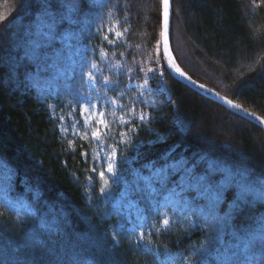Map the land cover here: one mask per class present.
<instances>
[{
  "label": "trees",
  "instance_id": "1",
  "mask_svg": "<svg viewBox=\"0 0 264 264\" xmlns=\"http://www.w3.org/2000/svg\"><path fill=\"white\" fill-rule=\"evenodd\" d=\"M48 2L0 0V17H6L0 20V185L12 202L27 207L17 213L0 200V264H233L250 250L264 262L257 246L264 232L251 239L264 224L258 184L242 201H236L235 187L219 203L211 194L187 192L194 211L167 230L149 221L145 241L115 234L114 218L105 213L97 193L91 196L89 182L94 190L99 186L81 156L91 152L88 142L60 131L63 120L57 122L60 116L42 85L65 52L64 35L75 34L92 14H102L123 32L115 48L99 43L132 70L133 80L141 81L145 74L137 61L157 66L159 0H128L130 11L122 7L125 0H84L85 6L56 29L55 39L46 30L58 9ZM170 40L178 63L194 80L264 116V5L259 0H173ZM163 71L166 93L139 107L150 114V122L133 120L135 131L128 129L124 137L115 127L110 133L130 141L119 146L111 189L137 201L150 218L143 177L154 166L200 161L198 173L213 163L218 169L246 171L253 180L264 178V130L174 80L168 68ZM124 79L119 77L122 86ZM182 176L181 170L161 190ZM223 179L220 171L213 176ZM243 242L248 249L241 251Z\"/></svg>",
  "mask_w": 264,
  "mask_h": 264
},
{
  "label": "snow or ice",
  "instance_id": "2",
  "mask_svg": "<svg viewBox=\"0 0 264 264\" xmlns=\"http://www.w3.org/2000/svg\"><path fill=\"white\" fill-rule=\"evenodd\" d=\"M256 3V0H253ZM261 5H264V0H259ZM119 4V0H118ZM172 4L173 0H159V22H158V34L155 39V45L153 50V55L156 59L153 61L157 66L153 67H143V60L137 61L136 66L140 73L145 74V79L143 85H138V92L135 98L131 100L127 99L126 93L128 85H121L119 77L121 75L125 76L128 80L132 79V70L125 69L123 63H117V61L108 52H99V55L94 56L88 61V70L83 72L82 81L86 79L90 85L89 88L84 89L82 92L78 90L79 100L75 102V110L73 112L74 119L73 123L69 124L68 127L60 128V131L65 133L68 132L69 128L74 125L84 128L82 139L88 141L91 144L93 141L97 144V149H102L101 151H83L81 156L85 163H89L90 167L85 171H90L93 174L98 175L100 179H105V173H109L112 176L117 175V165L118 157L122 153L120 145L125 147L130 143L127 139L116 140L115 136L110 135L112 128L118 126L124 131H119L117 135L124 137L127 135V130L131 129L133 132L135 128L133 126V120H138L141 124L150 122L151 116L144 113L143 109H139V115H135L138 110V105L145 102L144 90L149 87V78L147 73H152L154 75L164 76V68H169L174 74H178L184 79L188 80L191 84L197 85V81L188 75L177 62V59L173 53L171 40H170V17L172 15ZM85 6L84 0H49L48 7L56 8L57 11H53L49 17V23L47 25L46 36L50 39H55L58 35L56 29L64 24L66 20H69L76 12L81 10ZM124 10L130 11L132 8L131 3L128 0L122 5ZM59 9L65 10L66 14H61ZM6 17H0V20H4ZM102 30L107 31L109 35L113 36L115 39H108L107 36L104 37L106 43L113 48L116 46V41L121 40L123 37V32L113 31L111 28L102 29L98 27L96 31L100 33ZM93 53H97L98 48L94 47L92 49ZM33 56H39L40 53L36 50L32 53ZM124 56L121 54V60ZM104 64L102 68L100 65ZM110 72V75H105V70ZM99 76V79L97 78ZM112 77H116L113 79ZM97 85L99 87H97ZM198 87L201 89L205 88L204 84H199ZM109 91L116 93L119 96V102L108 95ZM207 91L212 92V89H207ZM95 93V95H93ZM219 100H221L225 105L229 106L231 109H237L246 114V116L253 117L257 122L264 125V116L257 115L256 112H249L248 109L243 108L239 103H235L228 96H221L219 92L214 93ZM103 99L104 104L101 105L100 101ZM112 106L114 111L108 112V107ZM69 109L73 110V106L70 104ZM115 110H118L124 115L115 118ZM133 113L132 119H125L128 113ZM106 115H111L114 117L112 122H109L105 117ZM63 117H58L57 122ZM109 141H115L114 143H109ZM200 161L191 163L190 165L184 161L167 162L166 164L155 167V175L160 177L165 183L172 180V177L176 175L179 171H183V176L179 181H176V188L170 189L175 195L180 196L183 193L195 192L196 197L208 196L211 194L212 199L219 203L222 197L226 193L229 187H235L238 189L236 195V201L244 200L247 193L250 191H255L254 185H259L258 195L261 199H264V178H259L253 180L246 171L233 172L230 169H218L215 164L209 163L204 172L198 173L197 168ZM98 169H100L98 171ZM220 171L224 174V179L222 181H214V174ZM92 177L90 176L89 179ZM179 189V191H177ZM101 192L104 191L103 188L100 189ZM160 220L158 224H162L164 229L167 230L171 226V220L166 213L160 214ZM158 225H154L157 227ZM47 227V225H45ZM122 227V226H121ZM147 230H142L138 232V243L140 241H145V234ZM149 237L151 233H148ZM147 244H152V240L149 238L146 241ZM167 247V246H165ZM190 259V258H189Z\"/></svg>",
  "mask_w": 264,
  "mask_h": 264
},
{
  "label": "rangeland",
  "instance_id": "3",
  "mask_svg": "<svg viewBox=\"0 0 264 264\" xmlns=\"http://www.w3.org/2000/svg\"><path fill=\"white\" fill-rule=\"evenodd\" d=\"M88 16V17H87ZM79 26L75 30V34L67 33L64 35L66 39L65 42V52L61 54L60 57L56 60V66L54 73L46 76V81L42 85V92L45 96H51L52 106L51 108L60 116L63 117V127H68L69 124L73 123L75 118L73 112L75 110V102L80 99L78 90L82 92L84 89L89 88L90 85L86 79L82 81L83 72L88 70V61L94 56L99 55V52H103L102 46L99 43V40L103 43L106 42L104 37L107 36L108 39H111V35L107 31L102 30L100 33L96 31L98 27L102 29L111 28L113 31H117L116 26L112 24V21L106 20L102 14L87 15ZM113 37V36H112ZM113 39H115L113 37ZM98 48L97 53H93L92 49ZM58 55V54H57ZM102 68L104 64L100 65ZM154 66L153 68H155ZM169 71V70H168ZM104 74L110 75V72L106 69ZM125 77V76H124ZM149 78V87L144 90L145 103L153 102L158 93H166L164 82L159 75H154L152 73H147ZM99 79V76L97 77ZM126 78V77H125ZM145 75L141 81L137 80H126L127 88V99L131 100L137 96L138 85H143ZM97 87H99L97 85ZM134 89V91H132ZM95 95V93H93ZM113 99L120 101L118 94H114L111 91L108 93ZM101 105L104 104L103 99L100 101ZM73 106V110L69 109V105ZM135 115H139V108ZM114 111L112 106L108 107V112L111 113ZM124 115V113L115 110V118ZM133 113L129 112L125 116V119H132ZM109 122H112L114 117L111 115H106L105 117ZM119 131H124L114 126ZM84 128H80L73 124L69 128L68 132L70 138H77L82 141ZM128 133V132H127ZM115 136V135H114ZM116 137V136H115ZM88 142V141H87ZM88 145L91 151H101L102 149H97L96 142H92ZM100 169H98L99 171ZM97 179L98 186L95 190L93 189L94 183L89 182L91 196L94 195L93 192L98 194V199L100 203L105 206V213L110 218H114L115 234L121 236L123 239H128L133 241L137 236L138 232L146 229V224L151 221L152 226L158 225V227L164 228L162 224H158L160 220V215L166 213L170 218L171 222L175 221L179 216L185 217L190 211H194V208L191 206L190 195L189 193H183L180 196L175 195L170 189L176 188V184L170 183L171 185L162 189L165 183L160 177L155 175V170L147 177H143L145 184L143 186V198L148 201V208L152 211V218H150L145 210V208L138 204L137 201L130 199L126 194L115 195L113 189H111V179L114 178L109 173H105V179H100L98 175L94 174ZM101 188L104 189L101 192ZM179 191V189H177ZM0 200L6 202L11 206L15 212L20 213L26 211L27 207L17 201H11L9 197L6 196L5 188L0 185ZM122 226V227H121ZM264 232V224H260L255 230V235L251 237L252 240H255L257 233ZM262 241L257 244L260 247V250L264 252V235ZM248 249V243L243 242V245L239 247V250L244 251ZM234 256V255H233ZM232 256V257H233ZM233 264H264L259 258L256 257L255 253L250 250L246 254L244 259L241 261L236 259L233 260ZM186 264V263H181Z\"/></svg>",
  "mask_w": 264,
  "mask_h": 264
},
{
  "label": "water",
  "instance_id": "4",
  "mask_svg": "<svg viewBox=\"0 0 264 264\" xmlns=\"http://www.w3.org/2000/svg\"><path fill=\"white\" fill-rule=\"evenodd\" d=\"M171 19H172V15H171V17H170V33H171ZM177 62H178V61H177ZM180 67H181V66H180ZM181 68H182V67H181ZM168 70H169V73H170V75L172 76V78H173L174 80L180 82V83L183 84L184 86H186V87L190 88L191 90H193V91H195V92H197V93H199V94L205 96L207 99H209V100H211V101H213V102H215V103H217V104L223 106V107L226 108L227 110H229V111H231V112H233V113L239 115L240 117H242V118H244V119H246V120L252 122L253 124L259 126L260 128H262V129L264 130V125H262V124H260L259 122H257L253 117L246 116L245 113H243V112H241V111H239V110H237V109H231L229 106L225 105V104H224L221 100H219V98L214 94V93L217 92V91H215V90H213V89H212V90H213L212 92L207 91V89H211V88L208 87V86H205L204 89H201L200 87H198V85L201 84V83L197 82V85H193V84H191L188 80L184 79L183 77L179 76L178 74H174V73L172 72V70H170L169 68H168ZM188 75H189V74H188ZM193 80H194V79H193ZM220 95H221V94H220ZM221 96H223V95H221ZM235 103H236V102H235ZM243 108H244V107H243ZM248 111H249V110H248ZM249 112H251V111H249Z\"/></svg>",
  "mask_w": 264,
  "mask_h": 264
}]
</instances>
